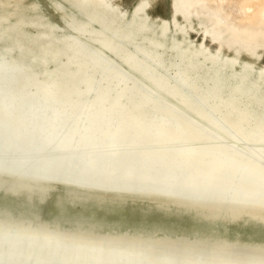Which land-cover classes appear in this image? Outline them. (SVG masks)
Segmentation results:
<instances>
[{
    "label": "bare ground",
    "instance_id": "6f19581e",
    "mask_svg": "<svg viewBox=\"0 0 264 264\" xmlns=\"http://www.w3.org/2000/svg\"><path fill=\"white\" fill-rule=\"evenodd\" d=\"M48 1L70 32L35 0H0V186L264 225V0H168L171 20L150 16V0ZM0 264H264V240L0 208Z\"/></svg>",
    "mask_w": 264,
    "mask_h": 264
},
{
    "label": "rangeland",
    "instance_id": "374dc122",
    "mask_svg": "<svg viewBox=\"0 0 264 264\" xmlns=\"http://www.w3.org/2000/svg\"><path fill=\"white\" fill-rule=\"evenodd\" d=\"M35 1L38 4V11L47 15L50 21L62 26L63 33L70 32V29L61 21L60 12L54 4H50L48 0ZM133 5L129 4L130 7ZM146 11L150 16H162L169 20L173 14L168 0H150ZM192 26L188 27L187 36L193 40L198 39L196 30L200 27L195 23ZM37 29L32 28L34 31ZM5 31L6 29H3V32ZM258 51L264 52V45L260 46ZM262 61H264L263 54L254 60V65ZM159 202L153 203L149 199L123 197L99 191H87V195L73 196L70 190L59 184L50 188L42 199L0 189V208L21 216L36 214L41 219L61 225H77L93 229L128 228L145 232L156 230L157 232L168 231L172 234L185 232L188 235L212 234L249 241L264 240V225L253 224L243 218L212 219L174 205L166 207Z\"/></svg>",
    "mask_w": 264,
    "mask_h": 264
},
{
    "label": "water",
    "instance_id": "95a60500",
    "mask_svg": "<svg viewBox=\"0 0 264 264\" xmlns=\"http://www.w3.org/2000/svg\"><path fill=\"white\" fill-rule=\"evenodd\" d=\"M0 171H3V170H0ZM4 172H6V173H14V172H7V171H4ZM16 174V173H15ZM19 175H21L20 177H25L24 175H22V174H19ZM31 178H28V179H33L32 181L34 182V183H38L40 180H43V179H46V178H44V177H48V176H45V174H37V175H35V174H33L32 176H30ZM50 177H52V178H54V176H50ZM49 179H51V178H49ZM67 182V181H66ZM82 185V184H81ZM0 189H2V190H4V188L2 187V186H0ZM4 191H6V192H9V191H7L6 189L4 190ZM19 191H23V190H14V192L12 191V192H10V193H18ZM45 194L46 193H44L40 198H38V199H42L44 196H45ZM28 195V194H27ZM29 197H31L32 195H28ZM11 213H13L14 214V212H11Z\"/></svg>",
    "mask_w": 264,
    "mask_h": 264
}]
</instances>
